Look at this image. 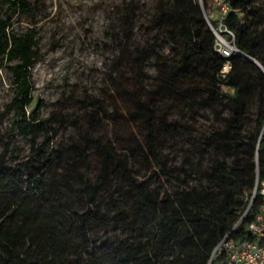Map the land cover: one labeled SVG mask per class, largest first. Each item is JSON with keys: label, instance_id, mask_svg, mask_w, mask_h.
<instances>
[{"label": "trees", "instance_id": "1", "mask_svg": "<svg viewBox=\"0 0 264 264\" xmlns=\"http://www.w3.org/2000/svg\"><path fill=\"white\" fill-rule=\"evenodd\" d=\"M32 1L0 0V66L12 94L0 153V264H207L226 234L252 237L246 226L261 196L251 194L264 180V0H226L223 21L238 49L228 59L206 22L212 0H157L147 44L117 56L113 109L86 100L75 133L54 148L58 116L28 109L35 32L11 28L32 15ZM133 12H124L128 22ZM149 61L154 75L144 71ZM201 107L216 122L183 166L169 167L162 141L194 130L172 113Z\"/></svg>", "mask_w": 264, "mask_h": 264}, {"label": "rangeland", "instance_id": "2", "mask_svg": "<svg viewBox=\"0 0 264 264\" xmlns=\"http://www.w3.org/2000/svg\"><path fill=\"white\" fill-rule=\"evenodd\" d=\"M156 2L39 0L32 1V15L21 13L13 18L11 28L17 33L30 29L35 32L36 63L30 71L33 86L28 109H36L41 118L58 116L59 119L52 122L58 130L52 148L67 142L75 133L74 120H81L86 100L99 101L109 111L113 109L111 97L115 91L117 56L124 45L143 47L147 44L155 30L152 16ZM129 6L134 11L131 22L124 14ZM210 12L215 16V9ZM223 37L227 39L228 34L224 33ZM155 69V62L149 61L144 71L154 75ZM10 76L7 65L0 66V153L2 138L11 124V113L6 108L12 96ZM171 118L194 128L181 138L162 141L161 151L168 166L180 168L186 160L187 150L190 153L193 145L200 144L202 132L215 123L216 118L210 109L203 107L197 108L193 116L174 112ZM19 148L20 158H27L30 145L26 139L19 141ZM140 172L142 175V168ZM165 185L169 186L167 182ZM118 235L119 232H113L108 239Z\"/></svg>", "mask_w": 264, "mask_h": 264}, {"label": "built area", "instance_id": "3", "mask_svg": "<svg viewBox=\"0 0 264 264\" xmlns=\"http://www.w3.org/2000/svg\"><path fill=\"white\" fill-rule=\"evenodd\" d=\"M213 12L205 14L206 22L215 36L214 48L225 59L231 57L238 49L234 45V34L224 23L228 5L226 0H212ZM211 19H217L213 26ZM227 33L228 38L223 34ZM258 194L261 196V205L253 220L246 230L251 234L250 238H233L226 234L213 248L207 264H214L218 257L223 258V264H264V180H256L251 199Z\"/></svg>", "mask_w": 264, "mask_h": 264}, {"label": "bare ground", "instance_id": "4", "mask_svg": "<svg viewBox=\"0 0 264 264\" xmlns=\"http://www.w3.org/2000/svg\"><path fill=\"white\" fill-rule=\"evenodd\" d=\"M228 69H229V66H228V64H226V65L224 66V68H223V71H228Z\"/></svg>", "mask_w": 264, "mask_h": 264}, {"label": "water", "instance_id": "5", "mask_svg": "<svg viewBox=\"0 0 264 264\" xmlns=\"http://www.w3.org/2000/svg\"><path fill=\"white\" fill-rule=\"evenodd\" d=\"M239 53H241V52H239ZM242 55H245V54H243V53H241ZM246 57H248V58H250L249 56H247V55H245ZM251 59V58H250Z\"/></svg>", "mask_w": 264, "mask_h": 264}, {"label": "crops", "instance_id": "6", "mask_svg": "<svg viewBox=\"0 0 264 264\" xmlns=\"http://www.w3.org/2000/svg\"><path fill=\"white\" fill-rule=\"evenodd\" d=\"M220 264H223V263H220Z\"/></svg>", "mask_w": 264, "mask_h": 264}]
</instances>
